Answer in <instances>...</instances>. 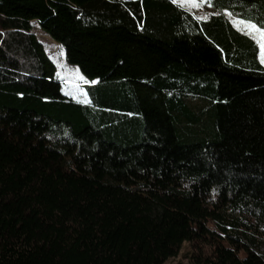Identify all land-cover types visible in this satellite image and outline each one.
Returning a JSON list of instances; mask_svg holds the SVG:
<instances>
[{"label":"trees","instance_id":"16d2710c","mask_svg":"<svg viewBox=\"0 0 264 264\" xmlns=\"http://www.w3.org/2000/svg\"><path fill=\"white\" fill-rule=\"evenodd\" d=\"M206 4L0 0V264H264V0Z\"/></svg>","mask_w":264,"mask_h":264},{"label":"rangeland","instance_id":"374dc122","mask_svg":"<svg viewBox=\"0 0 264 264\" xmlns=\"http://www.w3.org/2000/svg\"><path fill=\"white\" fill-rule=\"evenodd\" d=\"M185 10L194 13L197 18L206 17L210 12V6H207L206 0H195V3H183L179 4ZM234 23L238 29L246 31L234 18ZM35 25V24H34ZM249 32V31H247ZM34 33L45 45L48 55L53 59L56 65V76L62 81L63 91L71 94L74 97H81L84 95L85 84L90 83V80L86 78L79 70L78 66L69 64L65 61V52L61 47L51 40L38 25H35ZM258 38V33L249 32ZM261 53V51H260ZM264 65V63H263ZM193 250L191 243L184 242L181 249L178 250V254L175 257L168 259L162 264H175L177 262L181 264H191L187 257L188 253Z\"/></svg>","mask_w":264,"mask_h":264},{"label":"snow or ice","instance_id":"6c2138e0","mask_svg":"<svg viewBox=\"0 0 264 264\" xmlns=\"http://www.w3.org/2000/svg\"><path fill=\"white\" fill-rule=\"evenodd\" d=\"M173 3H195V0H173ZM237 22L246 30L249 32H255L258 33V43L261 50L260 59L261 62L264 63V27H260L258 24H256L253 21L245 20L242 17H237ZM94 83V81H93Z\"/></svg>","mask_w":264,"mask_h":264}]
</instances>
